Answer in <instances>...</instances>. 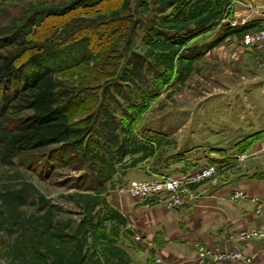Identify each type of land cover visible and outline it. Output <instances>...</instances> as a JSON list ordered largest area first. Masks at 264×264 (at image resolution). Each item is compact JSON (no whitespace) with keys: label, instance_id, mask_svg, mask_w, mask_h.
<instances>
[{"label":"rangeland","instance_id":"obj_1","mask_svg":"<svg viewBox=\"0 0 264 264\" xmlns=\"http://www.w3.org/2000/svg\"><path fill=\"white\" fill-rule=\"evenodd\" d=\"M27 1L35 0H6L0 12V27H5L10 17L20 14ZM139 1L97 0L94 1L95 4L94 2L88 4L92 6L79 5L64 13L48 11L41 21L39 17L34 18L20 33L21 36L31 38L34 43H41L68 19L77 16L91 19L101 15L105 22L114 18L113 25L108 27L118 26L120 23L118 16H121V13L125 14L122 8L126 5L130 7L137 21L133 30L129 32L131 37L129 50L146 55L149 66L159 65V69H163L164 54L173 51L176 56L168 82L161 83L153 77L150 78L148 86L155 94L146 102L144 110L133 126V133L142 142L147 139L144 133L152 130L162 133L160 141L151 144V148L139 147L128 153L123 160L115 163L116 171L105 186L99 190H92L88 178L90 174L80 160L85 145L82 143L89 139L88 133L83 130L85 122H90V119L85 117L89 109H76L74 106L70 120L75 129L82 131L77 137L82 141L81 145H50L21 153L12 167L0 165V195L5 190L18 187L24 182L32 183L36 188L38 197L30 198L27 205L17 208L19 215L24 218L23 221L36 215H43L49 217L52 223H58L63 231H67L65 230L67 227L74 230L79 225H84L86 218L96 211L102 220L105 216H110L112 210L119 213L118 217L102 223L96 231L99 235L114 237L116 242L125 248L129 258L128 264L130 255L127 243L141 241L142 237L140 232L136 231V220H127L115 205L113 196L127 194L129 201L150 200L147 202L150 205H160L166 210L175 209H169L152 198L131 195L128 188L131 181L153 177L151 174L155 172L152 169L156 168L161 174L177 175L179 166L176 164L190 162L193 166L201 167L203 164L212 163L211 159L225 160L222 164H215L218 169L212 176L188 185L189 191L199 192L202 186L216 187L224 182L252 179L248 174L254 171L264 172V136L247 145L242 143L243 141L240 142L264 129V92L259 94L255 101L253 99L255 95L251 94L253 86L250 85L255 81L264 80V43L249 45L244 43L246 34H254L260 28L254 25L246 31L237 29L236 32L230 30L221 33L227 25L231 27L238 25L234 20L233 3L230 0V7L226 6L218 22L198 29L184 46L148 45L144 42V33L147 17L151 13L140 11L142 7L139 6ZM106 29L107 26L101 27L94 37L92 36L90 43L88 41L86 44L84 39L78 40L76 51H81L88 58L81 66L79 64L69 66L76 62L73 60L63 62L65 70L56 74L60 90L63 91L73 82L77 83L83 73H86L83 69L95 65L99 53L108 47L100 48L107 41L103 38L105 33L103 30ZM13 38L7 29L0 31V55L16 51L17 45L13 43ZM88 44L92 49L89 50ZM211 44L213 46H210ZM155 52L159 54V59L152 56ZM135 97L139 99V94ZM180 153L183 156L179 164L177 161L172 163L171 157ZM59 155H62V158L55 159ZM158 173L155 175L160 174ZM236 191L239 190H234L232 195ZM242 193L243 197L240 199H245L246 194ZM250 200L255 210L258 203L264 202V198L259 197H251ZM4 202L0 200V211L5 209ZM41 205L43 208L38 210ZM93 209L96 211L93 212ZM4 216L5 213H0V218ZM249 231L264 234V230L260 228L241 230L238 231V238L241 232ZM20 234L21 230H17V225H8L6 230L0 228V264H24L32 261V256L22 249L25 240L19 237ZM198 244L207 247L201 241L195 242V257ZM157 259L167 264L161 257L155 255L152 257L153 264H157ZM227 263L251 264L252 260L248 263L243 261Z\"/></svg>","mask_w":264,"mask_h":264},{"label":"trees","instance_id":"obj_2","mask_svg":"<svg viewBox=\"0 0 264 264\" xmlns=\"http://www.w3.org/2000/svg\"><path fill=\"white\" fill-rule=\"evenodd\" d=\"M94 1L97 0L27 1L20 14L10 17L5 27H0V31L7 29L11 32L13 43L17 45L16 51L0 55L1 166L12 167L23 152L50 145H81L82 141L77 137L82 131L75 129L70 120L74 106L89 109L85 117L90 122H85L83 129L89 139L82 143L85 145L80 160L90 174L92 190L105 186L116 171L115 163L128 153L139 147L151 148V144L163 137L161 132L146 131L144 137L147 139L142 142L133 133V126L146 102L155 94L148 86L150 78L168 82L176 56L173 51L164 54L163 69H159V65L149 66L146 55L129 50V32L137 21L130 7L122 8L125 14L118 16V26L108 27L113 25L114 18L105 22L101 15L91 19L77 16L68 19L41 43H34L26 35L21 36L20 32L29 26L31 20L39 17L41 21L48 11L64 13L79 5L92 6L88 4ZM4 2L6 0H0V12ZM229 4L230 0H140V11L151 13L146 20L144 42L148 45L184 46L198 29L218 22ZM254 25L261 28L251 21L235 27L227 25L221 33L236 32L237 29L246 31ZM103 26H107L103 30V38L107 41L100 48L108 47L99 53L93 67L83 69L86 73L77 83L60 90L56 74L65 70L63 62L73 60L76 62L69 66H81L88 57L76 51L78 40L90 43L92 36ZM87 47L92 49L89 44ZM152 56L159 59L157 52ZM138 94L139 99L135 97ZM263 136L264 129L240 142L247 145ZM182 156L176 154L170 160L179 162ZM59 158L62 155L55 159ZM224 160L211 159L209 164H222ZM152 171L161 174L157 168ZM248 177L264 178V172L254 171ZM33 197H38V193L29 182L7 189L0 195V200L5 201V209L0 211L5 213L0 218V228L6 230L8 225H17V230H21L19 237L25 240L22 249L32 256V261L24 264H128L125 248L114 237L99 235L96 231L102 223L118 217L119 213L112 210V214L102 220L93 209L96 213L88 216L84 225L74 230L67 227V231H63L47 216L36 215L23 221L17 208L27 205Z\"/></svg>","mask_w":264,"mask_h":264},{"label":"crops","instance_id":"obj_3","mask_svg":"<svg viewBox=\"0 0 264 264\" xmlns=\"http://www.w3.org/2000/svg\"><path fill=\"white\" fill-rule=\"evenodd\" d=\"M232 3L238 25L253 21L264 26V0H232ZM262 81L250 84L255 101L264 92ZM176 166H179L176 173L191 172L200 167L190 162ZM234 190L245 192L246 198L232 199ZM128 197L127 194L113 196L115 205L127 220H136V231L142 237L141 241L127 243L129 264H153V255L161 257L167 264H198L194 248L197 241L211 249L241 251L251 258V264H264V238L241 240L237 235L241 230H264V210L257 214L250 200L251 197L264 198L263 178L224 182L216 187L202 186L199 198L187 200L172 210L150 205L147 203L150 200L129 201Z\"/></svg>","mask_w":264,"mask_h":264},{"label":"built area","instance_id":"obj_4","mask_svg":"<svg viewBox=\"0 0 264 264\" xmlns=\"http://www.w3.org/2000/svg\"><path fill=\"white\" fill-rule=\"evenodd\" d=\"M264 43V26L254 34H246L244 36L245 44ZM215 164L202 166L195 171L179 173L177 175L168 174H151L150 178L142 180H133L129 184L131 195L140 197H148L160 202L167 208L172 209L182 206L187 200H196L199 198V192L189 191L187 186L209 178L217 170ZM168 194V195H167ZM170 196V198H168ZM243 193L236 191L233 199H240ZM264 207V202L257 205L256 212L261 213ZM264 238V234L258 231L241 232L239 239L248 240ZM250 257L241 251L230 250L220 251L205 247L202 244L196 245L195 261L198 264H222L224 262L243 261L250 262ZM157 264H165L161 259L156 260Z\"/></svg>","mask_w":264,"mask_h":264}]
</instances>
